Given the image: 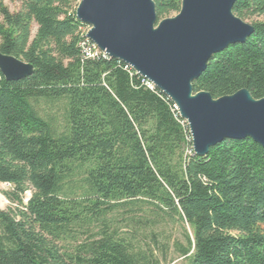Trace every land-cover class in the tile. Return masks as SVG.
<instances>
[{"label": "trees", "instance_id": "obj_1", "mask_svg": "<svg viewBox=\"0 0 264 264\" xmlns=\"http://www.w3.org/2000/svg\"><path fill=\"white\" fill-rule=\"evenodd\" d=\"M5 1L0 53L33 73H0V185L18 205L0 211V264H161L173 224L186 264H264V148L225 140L194 156L165 95L123 63L83 57L80 0H21L16 13ZM153 2L158 21L180 11L181 0ZM233 14L253 34L213 55L193 89L260 100L264 0H238Z\"/></svg>", "mask_w": 264, "mask_h": 264}, {"label": "water", "instance_id": "obj_2", "mask_svg": "<svg viewBox=\"0 0 264 264\" xmlns=\"http://www.w3.org/2000/svg\"><path fill=\"white\" fill-rule=\"evenodd\" d=\"M237 1L181 0L176 16L158 21L153 0H80L75 17L101 52L171 101L187 126L193 155L205 157L225 140L250 139L264 148V98L242 89L213 99L193 89L213 55L253 34L254 27L233 14ZM0 73L18 81L33 68L0 53Z\"/></svg>", "mask_w": 264, "mask_h": 264}, {"label": "rangeland", "instance_id": "obj_3", "mask_svg": "<svg viewBox=\"0 0 264 264\" xmlns=\"http://www.w3.org/2000/svg\"><path fill=\"white\" fill-rule=\"evenodd\" d=\"M4 5L8 8V10L11 13H16L21 8V0H6L4 2ZM76 7H75V9H76ZM176 15L177 14L173 13L170 16H168L167 18H173ZM253 21H264V18L255 17V18H253ZM244 22H246L249 25L251 24V22H249V21H244ZM34 33H35V28H33L32 36H34ZM53 114L55 115L56 120L60 122V120H61L60 114L58 112H55ZM5 193H9V190L5 189V187L0 185V206H1L0 211H2V212L12 211L13 213H15L17 208H18V205L16 203L12 202L5 195ZM30 196H31V193L26 192V194L24 196V203H26L28 201ZM161 233H162V235L160 234V236L164 238V239H162L161 242H165L167 244L168 252L166 254V257H164V258L162 256L160 257L159 254H155V256L162 258V261L160 263L161 264H186L187 263L186 260L179 258L178 254L175 251V247H174V244L176 242L183 243V230L180 227V225L179 224H173V225L166 226ZM140 242H141V245H143V247H148V246L153 245L152 242L150 241V239L148 238V236L142 237Z\"/></svg>", "mask_w": 264, "mask_h": 264}, {"label": "built area", "instance_id": "obj_4", "mask_svg": "<svg viewBox=\"0 0 264 264\" xmlns=\"http://www.w3.org/2000/svg\"><path fill=\"white\" fill-rule=\"evenodd\" d=\"M88 30H89V27L84 33L85 34V36H84L85 40H83V42H81L79 44L83 57L86 58V59H94V58H96L98 56H102L103 58H109L107 55H105L103 52H101L93 43H91L86 38V33L88 32ZM146 85H147L148 88H152V84L151 83L147 82ZM189 142H190V139H189ZM190 145H191V142H190ZM189 152L193 153L192 147H191V150ZM3 187L6 188L5 185Z\"/></svg>", "mask_w": 264, "mask_h": 264}, {"label": "bare ground", "instance_id": "obj_5", "mask_svg": "<svg viewBox=\"0 0 264 264\" xmlns=\"http://www.w3.org/2000/svg\"><path fill=\"white\" fill-rule=\"evenodd\" d=\"M1 207V206H0Z\"/></svg>", "mask_w": 264, "mask_h": 264}]
</instances>
